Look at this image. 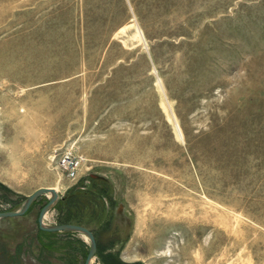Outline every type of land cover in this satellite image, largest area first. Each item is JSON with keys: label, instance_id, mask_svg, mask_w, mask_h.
<instances>
[{"label": "rangeland", "instance_id": "obj_1", "mask_svg": "<svg viewBox=\"0 0 264 264\" xmlns=\"http://www.w3.org/2000/svg\"><path fill=\"white\" fill-rule=\"evenodd\" d=\"M53 187L92 264H264V0H0V212ZM48 201L0 264H85Z\"/></svg>", "mask_w": 264, "mask_h": 264}, {"label": "water", "instance_id": "obj_2", "mask_svg": "<svg viewBox=\"0 0 264 264\" xmlns=\"http://www.w3.org/2000/svg\"><path fill=\"white\" fill-rule=\"evenodd\" d=\"M49 194H50L49 201L41 209L40 214H39L38 225H39L40 230L45 231V232H51V233L70 232V233L81 234L90 242V250L85 260V264H92L97 254V241L94 236V233L90 229L84 226H81V225H76V224H61V225L46 224L45 220H46L47 214L55 208L57 202L60 199L59 192L56 191L54 188L38 189L32 195L27 197V199L25 200L20 210L0 212V220L25 216L29 212L31 207L42 196H48Z\"/></svg>", "mask_w": 264, "mask_h": 264}, {"label": "built area", "instance_id": "obj_3", "mask_svg": "<svg viewBox=\"0 0 264 264\" xmlns=\"http://www.w3.org/2000/svg\"><path fill=\"white\" fill-rule=\"evenodd\" d=\"M85 163L84 156L74 154L71 150H65L59 154L57 165L62 174L70 180H78Z\"/></svg>", "mask_w": 264, "mask_h": 264}, {"label": "bare ground", "instance_id": "obj_4", "mask_svg": "<svg viewBox=\"0 0 264 264\" xmlns=\"http://www.w3.org/2000/svg\"><path fill=\"white\" fill-rule=\"evenodd\" d=\"M134 26H136V29H137V34H138V37H139V39L141 40V41H143V40H145L144 39V35H143V32H142V30L139 28V26H137V24H134ZM131 27V26H130ZM159 80H161L160 78H159ZM173 122H174V124H175V127H176V130H177V132H178V134L181 136V137H183V131L181 130V127L179 126V122H177V119L175 118V116L173 115ZM56 191H58L59 193L61 192L60 191V188H58V187H53ZM64 189V188H63ZM49 197H50V194L48 195ZM46 219H47V216H46ZM85 238V237H84Z\"/></svg>", "mask_w": 264, "mask_h": 264}, {"label": "trees", "instance_id": "obj_5", "mask_svg": "<svg viewBox=\"0 0 264 264\" xmlns=\"http://www.w3.org/2000/svg\"><path fill=\"white\" fill-rule=\"evenodd\" d=\"M67 223H70V224H71V222H68V221H67L66 223H64V224H67ZM45 234H52V233H50V232H47V233H46V232H45Z\"/></svg>", "mask_w": 264, "mask_h": 264}]
</instances>
